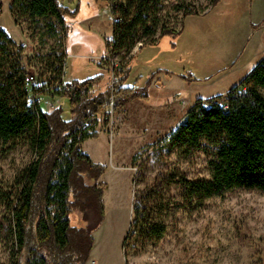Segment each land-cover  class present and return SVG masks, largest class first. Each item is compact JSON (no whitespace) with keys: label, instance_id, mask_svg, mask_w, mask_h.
Masks as SVG:
<instances>
[{"label":"trees","instance_id":"trees-1","mask_svg":"<svg viewBox=\"0 0 264 264\" xmlns=\"http://www.w3.org/2000/svg\"><path fill=\"white\" fill-rule=\"evenodd\" d=\"M220 1L210 0L211 7ZM78 2L12 0L9 7L15 22L42 24L46 36L57 42L43 59L40 74L44 80L34 88L42 96L61 100L52 111L42 102H28L21 50H16L13 39L0 27V144L11 143L5 154L19 142L36 153L12 184L0 187L2 231L15 255L11 264H86L94 245L93 233L105 218L107 184L99 183L105 166L94 163L80 147L86 140L98 138L94 128L101 115L111 109L119 112L136 99L148 101L149 87L162 85L153 81L161 70L152 73L144 87L138 86L140 78L127 85L133 71L131 60L120 61L113 69L109 88L95 95L93 90L103 81L102 74L66 80L67 53L61 35L68 33L69 21L77 17ZM110 8L115 18L110 41L113 55H130L139 44L141 52L165 36L182 34V30L161 24L164 0H119ZM184 9V18L197 15L190 8ZM263 26L264 19L254 28ZM165 74L170 77L171 72ZM188 78L192 80L191 75ZM220 99H198L162 144L165 149L180 147L186 153L203 150L204 144L214 148L210 177L189 179L159 172L151 184L137 189L123 242L124 256L131 245L144 248L165 237V189L168 193L177 189L188 203H203L235 189L264 191V57L231 88L226 97L228 108ZM75 212L85 226L72 224Z\"/></svg>","mask_w":264,"mask_h":264},{"label":"rangeland","instance_id":"rangeland-1","mask_svg":"<svg viewBox=\"0 0 264 264\" xmlns=\"http://www.w3.org/2000/svg\"><path fill=\"white\" fill-rule=\"evenodd\" d=\"M118 1L79 0L78 15L61 37L67 53L66 80L103 75L94 95L109 88L120 61L133 64L127 85L140 78L138 86L144 87L152 73L162 71L154 74L153 81L164 78V82L149 87L148 101L136 99L119 112L101 115L94 128L98 138L88 139L80 147L94 163L105 166L99 183L107 184L103 196L107 224L124 235L135 191L151 184L157 173L189 179L210 177L214 148L204 144L205 149L186 153L180 147L165 149L162 144L199 97L206 101L221 96L219 101L224 102L232 86L264 57V26L254 28L264 19V0H221L214 8L210 0H164L161 24L182 30V34L158 41L159 29L156 45L140 52L139 44L130 55L112 54L108 59L107 42L115 20L110 4ZM11 3L0 0V27L13 39L16 50H21L26 73L41 84L43 59L57 42L46 36L42 24L15 22L9 11ZM180 6L197 15L184 18L185 9ZM60 103L58 98L42 96L41 105L48 111ZM10 146L0 144V187L5 188L36 157L24 142L5 154ZM164 193L168 208L165 237L144 248L127 247V264H264V191L235 189L203 203L185 202L175 188ZM2 214L0 208V219ZM71 220L73 225H86L78 212ZM101 234V240L96 239L98 246L107 251L116 248L107 232ZM120 246L114 255L119 256ZM13 257L0 221V264H11Z\"/></svg>","mask_w":264,"mask_h":264},{"label":"crops","instance_id":"crops-1","mask_svg":"<svg viewBox=\"0 0 264 264\" xmlns=\"http://www.w3.org/2000/svg\"><path fill=\"white\" fill-rule=\"evenodd\" d=\"M253 70V69H252ZM157 80H159L161 83L164 82V78H158ZM233 87V86H232ZM217 95V94H216ZM198 99H204L203 97H199ZM104 196V194H103ZM108 218H109V214H108V210H107V206L105 208V219L101 225V227L96 230L93 233V237H94V245H93V249L90 253L89 259L86 262V264H127L126 263V258L124 256V250H123V242L124 239L126 237V234L128 232L129 229V225L132 219V210L130 207V212H129V221H128V225L125 229V234H121L120 232H117V228H112L111 226H109L108 223ZM104 228L107 231H104ZM116 229V230H115ZM109 231V232H108ZM108 233V239L111 240V242L114 241V244L116 246V248H109V251L105 250V247L102 246H98V242L97 240H101V233ZM117 245H121L120 246V254L119 256L116 254L114 255L115 251L114 249H117Z\"/></svg>","mask_w":264,"mask_h":264},{"label":"built area","instance_id":"built-area-1","mask_svg":"<svg viewBox=\"0 0 264 264\" xmlns=\"http://www.w3.org/2000/svg\"><path fill=\"white\" fill-rule=\"evenodd\" d=\"M112 38H110L107 42L108 48H109V57L108 59H110V57L112 56V47H110V41ZM118 63L115 64V67H117ZM114 67V68H115ZM37 85V83L35 82L34 78L30 75L27 74L26 79H25V86H26V91H27V98H28V102L31 105H37L40 104L42 102V95L38 94L35 92L34 88ZM221 105L224 106V108H228V103L226 101V99L224 100V102H221ZM113 109H111V111L109 113L113 114ZM112 123H114L112 121Z\"/></svg>","mask_w":264,"mask_h":264},{"label":"bare ground","instance_id":"bare-ground-1","mask_svg":"<svg viewBox=\"0 0 264 264\" xmlns=\"http://www.w3.org/2000/svg\"><path fill=\"white\" fill-rule=\"evenodd\" d=\"M42 93V92H41Z\"/></svg>","mask_w":264,"mask_h":264}]
</instances>
